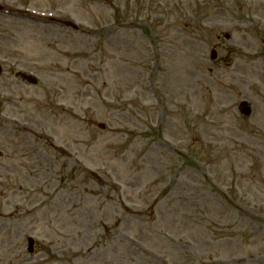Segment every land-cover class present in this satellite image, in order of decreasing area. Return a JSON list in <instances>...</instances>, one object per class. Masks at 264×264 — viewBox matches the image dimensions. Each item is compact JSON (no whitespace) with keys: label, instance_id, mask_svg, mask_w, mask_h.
<instances>
[{"label":"rangeland","instance_id":"1","mask_svg":"<svg viewBox=\"0 0 264 264\" xmlns=\"http://www.w3.org/2000/svg\"><path fill=\"white\" fill-rule=\"evenodd\" d=\"M0 6V264H264V0Z\"/></svg>","mask_w":264,"mask_h":264},{"label":"water","instance_id":"2","mask_svg":"<svg viewBox=\"0 0 264 264\" xmlns=\"http://www.w3.org/2000/svg\"><path fill=\"white\" fill-rule=\"evenodd\" d=\"M214 58H215V54L212 53L211 54V59H214ZM16 76H19L21 79H23L24 81L28 82L29 84H32V85H35L36 84V81L34 79H32L31 77L22 75L20 73H18ZM242 113L244 115H249V110L248 109H243L242 110ZM32 246H33V242H32V240L29 239L28 240L29 252H32Z\"/></svg>","mask_w":264,"mask_h":264}]
</instances>
